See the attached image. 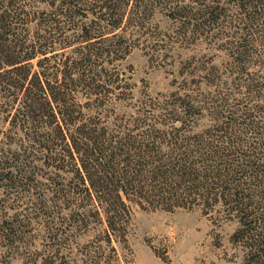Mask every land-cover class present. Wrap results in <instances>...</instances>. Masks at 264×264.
I'll return each instance as SVG.
<instances>
[{
    "label": "trees",
    "instance_id": "obj_1",
    "mask_svg": "<svg viewBox=\"0 0 264 264\" xmlns=\"http://www.w3.org/2000/svg\"><path fill=\"white\" fill-rule=\"evenodd\" d=\"M42 1L52 10L34 8V0H0V98L13 109L11 126L22 132L6 136L8 146L0 149V192L27 194L31 202L9 212L1 210L0 199V244L10 250L30 244L26 227L31 219H25L31 215L45 218L43 227L54 243L57 233L50 216L73 210V203L80 212L71 214V223L83 227L86 218L99 216L105 219L108 240L118 241L125 236L126 199L133 201L130 194H135L137 204L148 199L169 210L196 207L219 225L236 223L229 239L240 249L238 262L264 264V73L248 68L249 44H264V0H228L240 13L228 22L237 20L231 24L243 36L226 48L225 68L212 63L213 56L198 66L199 85L232 83L244 99L227 110L220 98L218 106L211 102L214 124L207 128L193 131L191 116L175 117L167 140L151 133L146 143L137 145L130 134H110L101 117L79 116L73 91L97 87L84 77L87 63L93 54L111 53L110 47H96L95 42L118 34L129 6L141 18L150 6H167L180 22L177 30L213 37L221 34L213 30L227 20L226 8L220 0ZM27 21L39 26L31 40L29 28L24 33ZM61 23L75 28L87 45L73 65L67 59L60 68L50 64L51 69L47 62L55 55L47 49L55 39L67 40ZM43 26L45 33H40ZM116 42L117 49L121 43ZM186 101L181 106L193 113L191 100Z\"/></svg>",
    "mask_w": 264,
    "mask_h": 264
},
{
    "label": "rangeland",
    "instance_id": "obj_2",
    "mask_svg": "<svg viewBox=\"0 0 264 264\" xmlns=\"http://www.w3.org/2000/svg\"><path fill=\"white\" fill-rule=\"evenodd\" d=\"M227 1L220 0L228 17L215 25L213 32H221L218 37L177 30L181 28L180 22L172 17L167 6H150L149 14L142 18L132 13L129 6L118 34L95 42L96 47H110L111 53L93 54L87 63L84 77L97 87L80 86L73 91L79 116L101 117V125L110 134L121 137L130 134L136 145L146 143L151 133L165 136L167 140L166 133L175 117L183 120L191 116L189 123L193 131L214 124L210 110L212 103L218 106L217 98L221 99L225 110L234 108L239 98L244 99V93H239L232 83L216 87L198 84L201 75L198 66L213 56L212 63L225 68L228 64L226 48L243 36V30L231 24L237 20L228 22L230 18L240 17V13L236 7L228 6ZM34 2L36 9L52 10L42 0ZM182 3L197 8L192 1ZM62 25V36L67 40L55 39L47 49L55 55L47 62L51 69H54L52 66L62 67L67 59L73 65L82 56L79 51L86 49L87 44L78 39V31ZM28 28L30 33L26 35L31 40V34L39 26L27 21L24 33ZM39 32L45 33L44 26ZM118 40L121 45L116 49L113 45ZM249 48L252 55L249 72L264 73V44L257 40L254 45L249 44ZM39 57L32 60V69L37 68ZM261 60L263 63H259ZM188 99L193 113H188L180 104ZM11 112L13 109L0 98L1 150L8 146L6 136L22 133L11 126ZM161 148L169 151L164 143ZM130 198L133 201L126 199L129 212L123 221L124 238L109 241L105 219L102 221L99 216L86 218L83 227L78 222L71 223V214L80 212L73 203V210L64 209L50 216L57 233L54 243L43 227L45 218L28 216L25 221L30 217L31 222L26 233L31 243H20L12 250L0 244V264H45L44 258L50 259L46 264H240V249L229 239L236 223L219 225L214 217L196 207L175 206L169 210L158 201L139 199V205L134 202L135 194H130ZM0 199L3 201L1 210L9 212L31 204L27 194L5 195L1 191Z\"/></svg>",
    "mask_w": 264,
    "mask_h": 264
}]
</instances>
